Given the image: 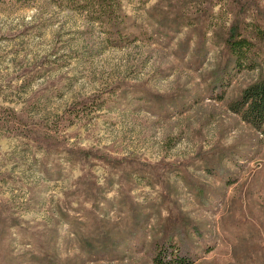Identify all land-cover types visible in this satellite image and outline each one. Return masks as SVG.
Wrapping results in <instances>:
<instances>
[{
	"label": "rangeland",
	"instance_id": "1",
	"mask_svg": "<svg viewBox=\"0 0 264 264\" xmlns=\"http://www.w3.org/2000/svg\"><path fill=\"white\" fill-rule=\"evenodd\" d=\"M119 6L118 36L65 0L0 1V264H155L169 236L191 264H264V141L230 109L264 63L210 95L264 0Z\"/></svg>",
	"mask_w": 264,
	"mask_h": 264
},
{
	"label": "trees",
	"instance_id": "2",
	"mask_svg": "<svg viewBox=\"0 0 264 264\" xmlns=\"http://www.w3.org/2000/svg\"><path fill=\"white\" fill-rule=\"evenodd\" d=\"M65 2L74 9L85 7L86 10L93 11L95 20L107 23L111 33L115 35L119 36L123 32L120 23H127V17L120 11L119 0H65ZM239 23L240 21L235 19L223 33V38L221 37L220 42L225 55L221 66L228 63L231 72L226 73L227 68L224 67L221 74H217L220 77L210 88V95L217 99L223 97L224 87L228 84L233 71H238L243 66L254 68L258 65L259 59L264 63V56L260 55L264 48L260 46L264 42V29H260L258 23H255L257 26L254 27L252 24H245L244 32H247L245 34L241 32L242 25ZM250 26L253 27L252 32H255L253 37L248 34ZM230 109L254 127L264 141V75L248 85L231 103ZM175 237H163L161 243L158 240L154 242L152 256L155 264H191L197 257V253L183 248L181 244L183 239L178 241ZM47 262L52 264L54 260L48 255Z\"/></svg>",
	"mask_w": 264,
	"mask_h": 264
}]
</instances>
